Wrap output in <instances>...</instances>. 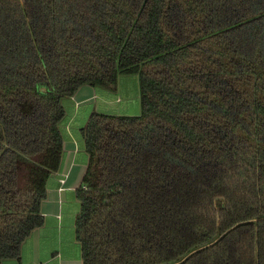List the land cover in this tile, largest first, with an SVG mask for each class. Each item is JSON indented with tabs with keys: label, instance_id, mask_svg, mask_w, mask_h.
Listing matches in <instances>:
<instances>
[{
	"label": "trees",
	"instance_id": "obj_1",
	"mask_svg": "<svg viewBox=\"0 0 264 264\" xmlns=\"http://www.w3.org/2000/svg\"><path fill=\"white\" fill-rule=\"evenodd\" d=\"M138 79V116L92 113L82 264H264V0H0V264L43 225L63 101Z\"/></svg>",
	"mask_w": 264,
	"mask_h": 264
},
{
	"label": "crops",
	"instance_id": "obj_2",
	"mask_svg": "<svg viewBox=\"0 0 264 264\" xmlns=\"http://www.w3.org/2000/svg\"><path fill=\"white\" fill-rule=\"evenodd\" d=\"M65 118L59 125L63 155L59 171L47 182L46 199L40 207L43 225L32 231L21 246L19 259L1 264H82L74 223L80 211L75 192L81 184L88 157L81 131L92 113L134 117L140 113L136 76H121L116 93L80 87L63 101Z\"/></svg>",
	"mask_w": 264,
	"mask_h": 264
}]
</instances>
